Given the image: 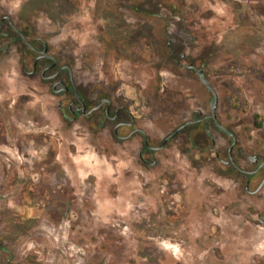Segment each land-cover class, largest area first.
Listing matches in <instances>:
<instances>
[{
  "label": "rangeland",
  "instance_id": "374dc122",
  "mask_svg": "<svg viewBox=\"0 0 264 264\" xmlns=\"http://www.w3.org/2000/svg\"><path fill=\"white\" fill-rule=\"evenodd\" d=\"M5 14L91 104L123 99L154 145L211 113L202 69L242 167L264 158V0H0ZM14 33L0 32V264H264V185L221 160L213 120L146 152L91 126L99 114L66 119Z\"/></svg>",
  "mask_w": 264,
  "mask_h": 264
},
{
  "label": "flooded vegetation",
  "instance_id": "af4514ba",
  "mask_svg": "<svg viewBox=\"0 0 264 264\" xmlns=\"http://www.w3.org/2000/svg\"><path fill=\"white\" fill-rule=\"evenodd\" d=\"M5 16H10V18L7 17L4 21H2ZM12 22L14 23L12 16L9 14H5L0 21V25L2 23L0 32L6 25L12 27L15 32L14 34L21 45L24 46L26 50H29L31 53H33L34 68L31 72L36 73L38 68L41 69L40 76L43 80L46 81V83H50L52 85V89H50L48 92L49 94H54L55 96L59 97L57 105L62 110L63 116L66 119L73 120L72 118L70 119L71 116L79 115L85 119L93 120L94 117H96L95 115L99 114L100 120L94 122L91 126L95 127L97 125H101L103 119L110 120L114 123V135L118 140L130 139L134 135H140V137H143L142 143L146 148L144 149L146 152L148 149H164L167 142L172 139L177 132L183 129L186 125L192 123L190 121H187L180 124L176 128L177 130L179 127L184 125L180 130H175L174 132L166 136L168 137L169 135H172L168 139L166 144H164V140L166 138L165 137L161 145H154L152 140L149 139L146 130L141 126V119L133 114V112L131 111V107L129 105H126L123 99H120V97H117V95L115 94L111 95L109 93H100L95 103L91 104V102L78 90L73 68L68 64L60 63L59 59L51 53L49 43L46 41V39L43 37H31L30 32L27 29H21L20 27L16 28L13 26ZM22 33L24 34V36L22 35ZM31 44L34 47H31ZM190 67L194 71L198 72L199 70V68H197L193 64H190ZM66 71L67 74L65 73ZM198 74L201 79L205 78V80H207L204 72L202 74ZM67 97H69V102L66 108L64 104L65 98ZM213 98L214 95L212 92V100ZM212 100L210 101V103L212 102ZM96 106L97 108L93 109ZM66 110H69L70 115ZM199 114L200 116L192 121L201 123L206 120H213V122L215 123L214 119H212L211 117L205 118V116L209 115V113L201 115L202 113L199 112ZM227 129L228 130H221H223L225 134L230 137L231 143L228 147L226 156L221 160L226 164L233 165V167L238 171L248 174V178L244 182V186L247 191L257 192L264 185V158H261L259 154H249L247 155V159L250 165L247 167H242V164L238 158V137L232 131V129H230L229 127H227ZM259 178H261V180L258 188L256 190H251L249 184L252 183L254 179L259 180Z\"/></svg>",
  "mask_w": 264,
  "mask_h": 264
},
{
  "label": "water",
  "instance_id": "95a60500",
  "mask_svg": "<svg viewBox=\"0 0 264 264\" xmlns=\"http://www.w3.org/2000/svg\"><path fill=\"white\" fill-rule=\"evenodd\" d=\"M10 18V16H5L3 19H2V21H4L5 20V18ZM12 24H13V26L14 27H16V28H18L13 22H12ZM2 27V23H1V25H0V28ZM22 35L24 36V34L22 33ZM28 43H30V42H28ZM31 47H34L32 44H31ZM46 52V51H45ZM198 73H200V74H202L203 73V70H201V69H199L198 70ZM203 80L205 81V83H207V85H208V88L213 92V95H214V98H213V100H212V102H211V113L209 114V115H207V116H205V118L206 117H211L212 119H214V121H215V123H216V125L217 126H219L221 129H223V130H228L227 129V127L225 126V125H223L221 122H220V120H219V118H218V115H217V105H218V94H217V91H216V89L213 87V85H211L210 83H208V81L207 80H205V78H203ZM95 108H97V106L96 107H94L93 109H95ZM190 122H194V121H190ZM184 125H182L181 127H179L176 131H178V130H180L182 127H183ZM233 135V134H232ZM172 135H169L168 137H166L165 138V140H164V144H166V142L168 141V139L171 137ZM234 136V135H233ZM235 137V136H234ZM254 156V155H253ZM255 157V156H254ZM264 164V163H263Z\"/></svg>",
  "mask_w": 264,
  "mask_h": 264
},
{
  "label": "trees",
  "instance_id": "16d2710c",
  "mask_svg": "<svg viewBox=\"0 0 264 264\" xmlns=\"http://www.w3.org/2000/svg\"><path fill=\"white\" fill-rule=\"evenodd\" d=\"M256 123L258 126H262L263 121L260 119L259 115H256Z\"/></svg>",
  "mask_w": 264,
  "mask_h": 264
}]
</instances>
